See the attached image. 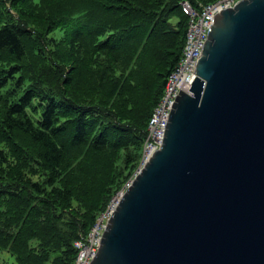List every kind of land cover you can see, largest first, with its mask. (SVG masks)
Listing matches in <instances>:
<instances>
[{
	"label": "trees",
	"instance_id": "trees-1",
	"mask_svg": "<svg viewBox=\"0 0 264 264\" xmlns=\"http://www.w3.org/2000/svg\"><path fill=\"white\" fill-rule=\"evenodd\" d=\"M181 1L0 0V251L14 264H75V240L133 177L186 42Z\"/></svg>",
	"mask_w": 264,
	"mask_h": 264
},
{
	"label": "water",
	"instance_id": "water-1",
	"mask_svg": "<svg viewBox=\"0 0 264 264\" xmlns=\"http://www.w3.org/2000/svg\"><path fill=\"white\" fill-rule=\"evenodd\" d=\"M194 72L91 264H264V0L215 13Z\"/></svg>",
	"mask_w": 264,
	"mask_h": 264
},
{
	"label": "built area",
	"instance_id": "built-area-1",
	"mask_svg": "<svg viewBox=\"0 0 264 264\" xmlns=\"http://www.w3.org/2000/svg\"><path fill=\"white\" fill-rule=\"evenodd\" d=\"M238 1L215 0L210 3L198 2L196 4L190 0H182L180 2L189 19L186 42L177 65L167 77L164 92L149 120L139 168L161 148L166 124L179 91L182 89L183 91L190 92V88L193 85L192 82L197 76V73L194 72V65L201 53L215 13L223 8L234 5ZM139 168L133 177L114 196L107 209L97 217L88 234L75 240L74 246L77 251L75 264H91L99 248L107 223L118 203V199L131 186L132 180L137 175Z\"/></svg>",
	"mask_w": 264,
	"mask_h": 264
},
{
	"label": "rangeland",
	"instance_id": "rangeland-1",
	"mask_svg": "<svg viewBox=\"0 0 264 264\" xmlns=\"http://www.w3.org/2000/svg\"><path fill=\"white\" fill-rule=\"evenodd\" d=\"M53 35L57 36V37H60L62 35V31L61 30H57V31L54 32ZM139 166H140V164L138 165V167L135 170V172L138 170ZM135 172H134V174H135ZM0 262L1 263L4 262L6 264H14V263H16V257L14 255H12V253L9 252V251H0Z\"/></svg>",
	"mask_w": 264,
	"mask_h": 264
}]
</instances>
